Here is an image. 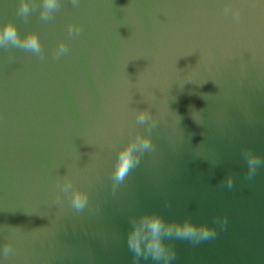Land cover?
Here are the masks:
<instances>
[{
	"label": "water",
	"instance_id": "1",
	"mask_svg": "<svg viewBox=\"0 0 264 264\" xmlns=\"http://www.w3.org/2000/svg\"><path fill=\"white\" fill-rule=\"evenodd\" d=\"M36 3L24 21L0 0V24L43 50L0 47V250L12 249L0 264H132L129 218L143 212L216 227L199 245L167 241L170 264H264V165L249 180L242 155L264 159V0H59L48 21ZM145 109L155 150L113 191ZM65 176L85 211L59 190Z\"/></svg>",
	"mask_w": 264,
	"mask_h": 264
},
{
	"label": "clouds",
	"instance_id": "2",
	"mask_svg": "<svg viewBox=\"0 0 264 264\" xmlns=\"http://www.w3.org/2000/svg\"><path fill=\"white\" fill-rule=\"evenodd\" d=\"M73 6L78 5V0H72ZM59 0H39V15L44 21L52 18L53 13L59 8ZM37 7L36 0H18L16 7L17 15L24 21H27L31 12ZM238 19V13H233ZM68 33L70 36L79 35V25L69 24ZM13 46L33 54L43 59V50L40 40L34 31H29L23 35L17 29V26L11 20L0 24V47ZM68 53V47L64 41H60L55 49L54 55L57 59L62 54ZM136 123L143 126L144 134L137 132L123 146L116 151L111 170L112 189L116 190L117 186L125 181L129 173L137 168L141 163V158L145 153L155 150L151 139L153 129L157 126V119L147 109L138 110L135 113ZM242 155L246 162V178L251 180L257 173V170L264 165V159L251 149H243ZM226 186L233 187V177L228 175L225 178ZM59 190L67 197L71 209L75 213H81L88 208V193L75 187L67 176L59 183ZM55 202L63 205L59 194L56 195ZM213 224L219 225L221 229L226 227L227 220L224 217L216 216L213 218ZM217 236L216 227L207 223H196L189 218L182 221H166L156 212H143L137 216L129 218V227L126 233V242L129 251L132 253V264H140V260H151L156 264H170L175 259L176 253L174 247L167 241L181 240L192 245H199L215 239ZM12 249L8 243H5L0 255L7 259ZM40 264H46L41 261Z\"/></svg>",
	"mask_w": 264,
	"mask_h": 264
}]
</instances>
